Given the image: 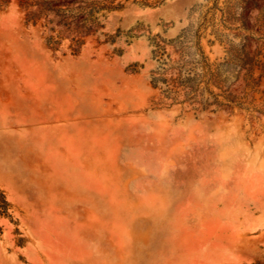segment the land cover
<instances>
[{
	"label": "rangeland",
	"instance_id": "374dc122",
	"mask_svg": "<svg viewBox=\"0 0 264 264\" xmlns=\"http://www.w3.org/2000/svg\"><path fill=\"white\" fill-rule=\"evenodd\" d=\"M0 264H264V0H0Z\"/></svg>",
	"mask_w": 264,
	"mask_h": 264
},
{
	"label": "bare ground",
	"instance_id": "6f19581e",
	"mask_svg": "<svg viewBox=\"0 0 264 264\" xmlns=\"http://www.w3.org/2000/svg\"><path fill=\"white\" fill-rule=\"evenodd\" d=\"M39 252V251H38Z\"/></svg>",
	"mask_w": 264,
	"mask_h": 264
}]
</instances>
